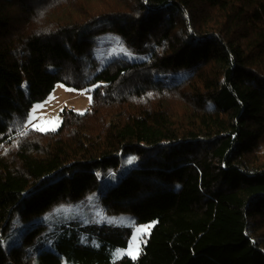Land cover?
<instances>
[{"label":"trees","instance_id":"obj_1","mask_svg":"<svg viewBox=\"0 0 264 264\" xmlns=\"http://www.w3.org/2000/svg\"><path fill=\"white\" fill-rule=\"evenodd\" d=\"M117 33L146 61L96 71L95 35ZM182 72L176 82L153 78ZM62 84L96 86L60 127L26 128ZM135 166L119 175V156ZM106 211L154 223L136 258L111 259L131 229L105 233L80 264H264V0H0V264H30L1 239L93 192ZM38 264H62L49 251Z\"/></svg>","mask_w":264,"mask_h":264},{"label":"rangeland","instance_id":"obj_2","mask_svg":"<svg viewBox=\"0 0 264 264\" xmlns=\"http://www.w3.org/2000/svg\"><path fill=\"white\" fill-rule=\"evenodd\" d=\"M92 57L98 71L114 58H125L130 62L141 63L147 60L148 55L131 53L117 33L108 31L95 35ZM182 75V72L157 73L153 78L172 83L178 81ZM95 87L74 90L56 84L43 100L32 104L27 113L26 124L41 133L57 131L60 127V113L63 110H72L80 115L88 110ZM132 158L135 156L131 152L119 156V175L125 174L135 166V159ZM129 160H132V163H129ZM118 178L116 174L110 175L100 182L93 192L80 199L55 205L25 222L14 216L1 239L2 248L6 251L12 246L22 245L30 264H38V255L42 251L59 256L62 264H80L77 251L73 249L88 247L97 249L106 238L105 233L131 229L127 246L113 247L111 259L113 261L123 257L134 259L133 256L136 258L154 223L134 225L133 215L106 211L100 197ZM134 239L136 243L132 255L125 254L117 258V251L127 252Z\"/></svg>","mask_w":264,"mask_h":264},{"label":"snow or ice","instance_id":"obj_3","mask_svg":"<svg viewBox=\"0 0 264 264\" xmlns=\"http://www.w3.org/2000/svg\"><path fill=\"white\" fill-rule=\"evenodd\" d=\"M134 159L135 158H132V160H134ZM132 160H129V163H132ZM138 231H139V229H138ZM135 243H136V241L134 239L133 240V244L129 246V250L127 252H121V251L118 250L117 253H116L117 258H119V256L125 255V254L132 255V249L135 246ZM133 258H135V257L133 256Z\"/></svg>","mask_w":264,"mask_h":264},{"label":"crops","instance_id":"obj_4","mask_svg":"<svg viewBox=\"0 0 264 264\" xmlns=\"http://www.w3.org/2000/svg\"><path fill=\"white\" fill-rule=\"evenodd\" d=\"M26 128H28V126Z\"/></svg>","mask_w":264,"mask_h":264}]
</instances>
